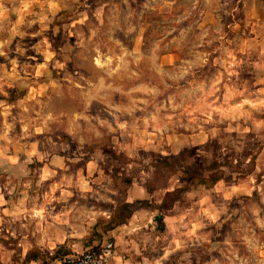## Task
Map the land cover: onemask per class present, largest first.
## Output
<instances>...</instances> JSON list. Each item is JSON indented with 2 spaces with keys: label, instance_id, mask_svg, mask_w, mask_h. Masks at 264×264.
Wrapping results in <instances>:
<instances>
[{
  "label": "rangeland",
  "instance_id": "obj_1",
  "mask_svg": "<svg viewBox=\"0 0 264 264\" xmlns=\"http://www.w3.org/2000/svg\"><path fill=\"white\" fill-rule=\"evenodd\" d=\"M259 1L0 0V264L76 255L53 243L67 222L79 235L93 221L104 228L111 207L154 177L160 217L148 214L119 257L264 264ZM184 148L193 176L154 172L156 156ZM36 210L57 225L38 229ZM104 234L95 245L111 240L116 255Z\"/></svg>",
  "mask_w": 264,
  "mask_h": 264
},
{
  "label": "crops",
  "instance_id": "obj_2",
  "mask_svg": "<svg viewBox=\"0 0 264 264\" xmlns=\"http://www.w3.org/2000/svg\"><path fill=\"white\" fill-rule=\"evenodd\" d=\"M264 0L259 1V4H263ZM16 162V161H13ZM52 179L53 177H41V179ZM67 193V192H66ZM131 193L133 194V197H129L127 199H125V201L127 202H132L135 200H149L151 202V198L154 196L153 194H149L145 188L137 186L136 188H133ZM25 211L22 210L21 212ZM156 210L153 209H146V208H142V209H138L136 211H134V213L132 214V216L130 217V219L124 223L121 224L119 226H117L116 228L108 231L106 234L103 235L104 237H109L112 238L118 245L117 249H116V255L114 256V264H122V261H124L125 263L132 264V261L130 260V258H124L122 259L121 257H119V255H117L122 251L125 250H129L130 248H134V246L132 245V243L134 242V237H133V232H137L139 228H142L143 226H147L148 222H150L151 220L147 217L148 214H152L154 217L159 218L160 214H154L153 212ZM36 214L33 213V215L38 216L37 219L34 220L35 225L37 226L38 229L42 230L46 227H49L50 225L56 226L58 221L57 220H50L48 221V216L46 213H43L41 211L36 210ZM68 214V213H65ZM25 217V213L23 215V218ZM153 217V218H154ZM148 218V219H147ZM84 220L82 221L83 224ZM67 224L70 226V229H64L65 230V235L62 237L61 240L59 241H53L54 246H60V245H64L65 248H70V246H72V252H76L78 254L82 253L80 250H84V249H89V247H91L92 245L96 244V240H94L93 242H89L88 241V237L90 235V231L93 230L96 222L93 221L89 226H86L82 231L81 234H74V230H73V223L72 222H67ZM75 248V249H74ZM123 248V249H122ZM85 251V250H84ZM130 255V254H129ZM71 256V255H69ZM65 257V256H64ZM122 259V261H121Z\"/></svg>",
  "mask_w": 264,
  "mask_h": 264
},
{
  "label": "trees",
  "instance_id": "obj_3",
  "mask_svg": "<svg viewBox=\"0 0 264 264\" xmlns=\"http://www.w3.org/2000/svg\"><path fill=\"white\" fill-rule=\"evenodd\" d=\"M190 148H184L182 149L179 153L174 154V155H158L155 158V162L153 163L152 167L154 168V172L159 171L160 169H172L175 168V166H178V168H182V174L186 178H189L193 176L191 173H189V167L190 165H185L183 164L186 161V156L190 153ZM218 163L216 161L208 163L204 168H207L206 170L216 168L218 167ZM198 168H201L200 166L197 165ZM199 181L201 183H206L207 182V177L208 175H203V173H199ZM155 178V177H154ZM152 178L148 181V183L145 186L146 191L151 194L155 189L159 188L160 185H154L156 182L155 179ZM219 178L216 176L213 177L212 181H216ZM211 180V179H209ZM130 182V180L128 181ZM189 182L187 181L185 186L183 187H177L172 191H167L164 197L163 202L164 203H170L168 206L172 205V203L177 199L180 193L184 192L187 188V185ZM173 194H176L175 197H172ZM171 196V197H170ZM169 197V198H168ZM143 205V206H141ZM113 208V209H112ZM155 209L149 200H135L132 202H127V201H122L121 203L111 207V214L109 218L105 221L106 225L104 228L100 229L99 225L101 223L100 220H98L92 230V235L93 237L91 238L88 237V241L91 243L94 240L101 239L102 234L116 228L117 226L126 223L134 211L138 209ZM156 208H160V206H156ZM97 237V238H94ZM93 246V247H92ZM90 248H96L99 245H92ZM36 255L33 254L32 252H28L26 254V261H31V260H36Z\"/></svg>",
  "mask_w": 264,
  "mask_h": 264
},
{
  "label": "built area",
  "instance_id": "obj_4",
  "mask_svg": "<svg viewBox=\"0 0 264 264\" xmlns=\"http://www.w3.org/2000/svg\"><path fill=\"white\" fill-rule=\"evenodd\" d=\"M115 245L107 240L96 248H89L78 255L63 257L59 264H112Z\"/></svg>",
  "mask_w": 264,
  "mask_h": 264
}]
</instances>
